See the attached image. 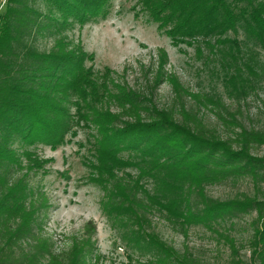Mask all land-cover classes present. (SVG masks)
Wrapping results in <instances>:
<instances>
[{
	"label": "trees",
	"instance_id": "obj_1",
	"mask_svg": "<svg viewBox=\"0 0 264 264\" xmlns=\"http://www.w3.org/2000/svg\"><path fill=\"white\" fill-rule=\"evenodd\" d=\"M137 2L173 45L202 44L235 32L241 24L264 40V0ZM108 13V0H0V264L97 261L92 221L66 249L55 251L39 220L48 200L19 175L38 162L26 147L61 146L74 128L89 124L97 128L89 177L103 193V216L132 253L149 264H216L163 241L150 216L157 211L184 237L193 226L215 234L228 247L230 264H243V249L249 252V264H264V158L252 153L264 145V130L245 129L220 99L192 93L175 73L164 70L167 57L162 49L157 51L161 62L156 69L143 73L145 93L126 84H112L115 89L98 84L93 69L85 67L87 54L60 37L49 51L34 44L37 36L58 24L83 26ZM253 66L247 67L253 72ZM163 84L170 85L174 96L172 105L159 109L153 97ZM186 98L194 106L187 108ZM202 109L232 136L222 138L206 123ZM16 141L25 150L14 149ZM123 151L126 158L120 157ZM144 179L150 185L145 186ZM239 179L252 182V195L221 202L203 191L207 185ZM252 214L246 247L221 230Z\"/></svg>",
	"mask_w": 264,
	"mask_h": 264
},
{
	"label": "rangeland",
	"instance_id": "obj_2",
	"mask_svg": "<svg viewBox=\"0 0 264 264\" xmlns=\"http://www.w3.org/2000/svg\"><path fill=\"white\" fill-rule=\"evenodd\" d=\"M137 1L108 0L106 18L83 26L74 22L67 27L58 24L51 32L37 36L34 44L40 51H49L54 40L60 37L68 46H79L87 54L89 60L85 62V67L93 69V74L99 77L98 84H108V89H115L112 84H120V87L126 84L143 91L146 83L143 73L156 69L161 62L157 51L162 49L167 57L164 70L175 73L192 93L220 99L245 129L264 130V40L241 24L235 32L202 44L189 45L191 42H185L173 45L141 11ZM37 5L44 9L42 4ZM248 65L250 68L254 65L253 72ZM148 78L151 79L150 76ZM173 96L170 85L163 84L156 91L153 103L159 109L168 108L172 105ZM191 105L194 106V102L186 98L187 108ZM201 111L206 123L216 127L222 138L232 136L211 112ZM75 113L76 109L72 107L71 115L75 117ZM96 132L97 128L89 124L74 128L61 146L51 148L35 144L26 147L33 153V161H38L32 170L24 169L21 151L25 150V146L16 141L13 148L21 150L17 153L21 156V168L24 169L19 175L28 178L26 181L30 187L43 191L48 200L47 209L41 208L39 220L44 235L52 239L56 252L66 249L71 238L80 235L84 225L92 221L96 225L93 240L98 255L97 261L92 264H149L118 239V232L103 216L100 205L103 193L89 177L92 169L89 164L95 160L91 150ZM252 153L264 158V145L256 146ZM127 156L125 151L120 153V157ZM41 162H44L42 168L39 167ZM147 181L150 180L144 179L142 183L150 185ZM203 191L211 199L223 202L243 193L252 195L254 188L249 179H239L207 185ZM150 216L154 231L175 249L182 251L187 248L206 262L231 263L228 247L215 234L201 226H193L184 237L159 212ZM254 216L240 217L233 228L228 223L221 230L244 246ZM239 257L243 264H249L246 249L240 250Z\"/></svg>",
	"mask_w": 264,
	"mask_h": 264
}]
</instances>
